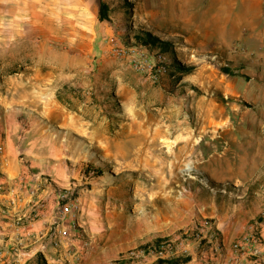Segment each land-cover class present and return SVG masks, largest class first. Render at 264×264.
I'll return each instance as SVG.
<instances>
[{
	"label": "rangeland",
	"instance_id": "374dc122",
	"mask_svg": "<svg viewBox=\"0 0 264 264\" xmlns=\"http://www.w3.org/2000/svg\"><path fill=\"white\" fill-rule=\"evenodd\" d=\"M101 1L111 19L97 54L30 26L27 44H0V152L8 138L28 152L25 135L68 144L69 168L36 181H57L58 216L84 234L87 264H213L224 241L245 254L235 243L264 224V39L210 44L170 19L183 5L231 6L264 25L250 17L264 0ZM14 19L0 37L18 35ZM78 32L91 40L88 27ZM142 32L173 45L147 47Z\"/></svg>",
	"mask_w": 264,
	"mask_h": 264
},
{
	"label": "crops",
	"instance_id": "0c3cea01",
	"mask_svg": "<svg viewBox=\"0 0 264 264\" xmlns=\"http://www.w3.org/2000/svg\"><path fill=\"white\" fill-rule=\"evenodd\" d=\"M213 7L207 6L199 11L193 9L190 12L187 5H183L181 12L175 11L170 20L181 19L189 24V28L196 27L198 38L210 44L232 46L253 39H264V25L247 26L243 23L244 14H237L231 6ZM99 11L100 2L97 0H0V32L8 27V20L12 18H15L19 31L13 38L0 37V44H27V30L30 26L42 30L44 34L54 29L62 45L70 49H96L97 54L103 40L108 39L101 31L103 21ZM250 17L260 21L264 14L256 13ZM84 27H88L92 33L89 42L79 41L77 37L85 34L78 32L79 28ZM5 51L8 53L10 49ZM33 129L31 126L27 132ZM26 138H29L28 144L22 145L25 146L23 151L28 152H21L16 144V149L11 148L10 138L4 140V148L0 152V173H3L0 177V264H87L91 253L81 230H69L68 238L59 235L63 237L61 243L48 236V229L55 219H62L63 228L71 226V219L70 215L67 218L58 216L57 185L54 184L57 181L52 179L55 182L50 184L36 181L42 175L56 173L57 170L66 171L69 168L68 160L74 158V155L67 150V143L58 146L43 135H25ZM41 141H44L46 151L34 152V148L42 144ZM21 177L26 178L24 183ZM223 245L224 251L218 252L213 264H264V254L256 257L246 251L240 255L234 253L227 242L224 241Z\"/></svg>",
	"mask_w": 264,
	"mask_h": 264
},
{
	"label": "built area",
	"instance_id": "2783aa9c",
	"mask_svg": "<svg viewBox=\"0 0 264 264\" xmlns=\"http://www.w3.org/2000/svg\"><path fill=\"white\" fill-rule=\"evenodd\" d=\"M157 60L164 61L166 60V56L162 53H159L157 55ZM138 67V65H137ZM142 68V67H141ZM161 72V68L158 69ZM157 77V76H156ZM62 210L65 214H70L72 210V206L69 204H65L62 206ZM74 228H60L57 230V234L54 236L52 235V239L54 237V240L57 243H61V238L63 237H69L70 233L69 230ZM59 235L63 236L60 237ZM234 247L238 251H250L253 256L260 257L264 254V224H260V229L255 228V226L251 227V231L244 236L241 240L237 241L234 245Z\"/></svg>",
	"mask_w": 264,
	"mask_h": 264
},
{
	"label": "trees",
	"instance_id": "16d2710c",
	"mask_svg": "<svg viewBox=\"0 0 264 264\" xmlns=\"http://www.w3.org/2000/svg\"><path fill=\"white\" fill-rule=\"evenodd\" d=\"M110 5L105 2L101 1L100 2V11H99V17L101 21H109L111 19L110 15ZM144 34V36L142 35ZM136 38L138 41L142 42L145 46L147 47H155V48H160L161 50L168 51L170 47L173 45L172 42L168 40H163L159 38L158 36L152 34L151 32H142L136 34ZM177 66L182 70L185 71H190L191 67H186L181 65L177 60H176ZM191 260L190 257L187 258H178L176 260H173L169 262L170 264H186ZM161 263H164L163 260H160Z\"/></svg>",
	"mask_w": 264,
	"mask_h": 264
},
{
	"label": "bare ground",
	"instance_id": "6f19581e",
	"mask_svg": "<svg viewBox=\"0 0 264 264\" xmlns=\"http://www.w3.org/2000/svg\"><path fill=\"white\" fill-rule=\"evenodd\" d=\"M231 4V3H230ZM222 5V4H221ZM239 12V11H238ZM238 14V13H237ZM241 18V17H240ZM242 27V26H241Z\"/></svg>",
	"mask_w": 264,
	"mask_h": 264
}]
</instances>
